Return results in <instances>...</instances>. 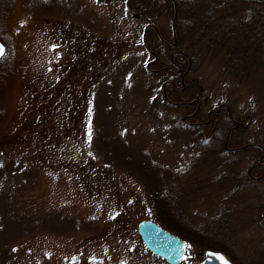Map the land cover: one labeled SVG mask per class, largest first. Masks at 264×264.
<instances>
[{
    "label": "rangeland",
    "instance_id": "rangeland-1",
    "mask_svg": "<svg viewBox=\"0 0 264 264\" xmlns=\"http://www.w3.org/2000/svg\"><path fill=\"white\" fill-rule=\"evenodd\" d=\"M157 1L152 16L133 0H0L11 53L0 72V264H168L142 242L145 219L204 238L233 264H264V178L248 177L260 149L215 152L211 127L193 134L190 108L174 104L199 99L203 119L225 104L241 123L229 146L264 148V52L240 78ZM199 2L243 12L240 0ZM161 39L192 61L187 90L166 97ZM222 115L224 140L233 122ZM187 243L180 264H197L205 249Z\"/></svg>",
    "mask_w": 264,
    "mask_h": 264
},
{
    "label": "trees",
    "instance_id": "trees-1",
    "mask_svg": "<svg viewBox=\"0 0 264 264\" xmlns=\"http://www.w3.org/2000/svg\"><path fill=\"white\" fill-rule=\"evenodd\" d=\"M133 1L138 7V11L147 12L152 16L161 13L159 10L161 5L157 6V0ZM165 2L169 6H175V9H173L174 29L176 30L177 25L179 26L181 23L187 26L195 24L194 34L198 33L196 39L203 40L202 44L206 45L211 51L220 52L223 50L224 56L221 61H223L224 66L232 70L234 74H239L240 78L245 73L244 71L249 72L250 69L263 62L261 57L264 52V22L261 21V19H264L262 0H240L239 5L241 2L243 4V12L240 15H234L229 11V8L224 5L217 6L214 2L208 3L207 7H209L206 9L199 4V0H165ZM254 4H257V6ZM187 30L190 33L189 29ZM10 55V48L5 46V53L0 59L2 76H7V71L10 70ZM167 199H170V197ZM167 199L166 201L163 200V206L171 204ZM150 203L158 223L160 222L165 226L159 215H162V212L158 210L156 196H152ZM164 210L168 211L167 207ZM166 227L172 232L175 231L168 225ZM185 232H180L181 238L189 242L197 240L200 251L213 248L204 238ZM218 249L224 251L221 248Z\"/></svg>",
    "mask_w": 264,
    "mask_h": 264
},
{
    "label": "flooded vegetation",
    "instance_id": "flooded-vegetation-1",
    "mask_svg": "<svg viewBox=\"0 0 264 264\" xmlns=\"http://www.w3.org/2000/svg\"><path fill=\"white\" fill-rule=\"evenodd\" d=\"M173 30V29H172ZM147 31V26L144 28V34ZM155 31L158 33V31L155 29ZM175 37V31L173 30V38ZM176 38V37H175ZM164 42V46H166L167 49L170 50L169 52V64L165 65L164 67L160 68L165 69L170 75L171 79L166 80V82L163 84V93L166 97L168 94V88L173 89L172 91H185L188 88V85L191 83L190 81H187V77L190 71V68L192 66V61L188 57L186 53L179 49H175L177 45V41L175 42V39L173 43H168L161 39ZM151 55H153V61L151 63H155L158 58L159 54L155 51H151L147 49ZM149 64V63H148ZM149 66V65H148ZM185 66V68H183ZM150 71H154L151 68H149ZM158 70V69H157ZM156 70V71H157ZM154 71V72H156ZM177 79H179L177 81ZM190 82V83H189ZM168 103H173L166 99ZM178 105H182L185 107H189L188 109L190 112H188L186 115L183 116L182 122L185 126L192 129V133L194 134H205V131H208V129L211 127L210 134H212V140L211 142L214 144L220 143V148H218V151L213 150V148L208 146V149L212 150L213 152H223L224 155H230L233 152H237L242 149L247 148H254V149H260L262 154V159L260 161H257L253 166H251L248 170V177L251 180H261L264 178V148L259 146L255 143H246L239 146H229L231 141V136L234 132L238 131L241 127V123L239 121H236L233 119L232 115L229 113V110L227 109L225 104H219L215 109H208L206 112V119H203L201 116L202 109L204 107L203 103L199 99L192 98L191 100H184L180 101L179 103H174ZM223 110L226 112V116L228 117L229 121L233 122V126L228 130V133L223 140V132L224 128L226 126L225 122L221 124V120H225V116L222 115ZM218 121H220V126ZM204 128V130H203ZM204 137V136H202ZM210 137V139H211ZM202 139V138H201ZM204 142V140H202ZM206 143H209V137ZM211 144V143H209ZM261 156V155H260ZM260 170V174H256L255 171ZM263 217L261 218V221L264 222V209L262 210Z\"/></svg>",
    "mask_w": 264,
    "mask_h": 264
},
{
    "label": "water",
    "instance_id": "water-1",
    "mask_svg": "<svg viewBox=\"0 0 264 264\" xmlns=\"http://www.w3.org/2000/svg\"><path fill=\"white\" fill-rule=\"evenodd\" d=\"M0 59L5 53V45L0 41ZM137 232L144 245L156 256L168 264H180L184 258L188 243L185 239L172 234L152 220L145 219L138 223ZM233 264L220 250L205 249L197 264Z\"/></svg>",
    "mask_w": 264,
    "mask_h": 264
},
{
    "label": "snow or ice",
    "instance_id": "snow-or-ice-1",
    "mask_svg": "<svg viewBox=\"0 0 264 264\" xmlns=\"http://www.w3.org/2000/svg\"><path fill=\"white\" fill-rule=\"evenodd\" d=\"M0 54H2V53H0ZM224 264H227V262L225 261Z\"/></svg>",
    "mask_w": 264,
    "mask_h": 264
}]
</instances>
